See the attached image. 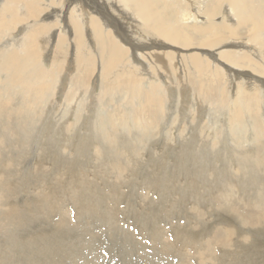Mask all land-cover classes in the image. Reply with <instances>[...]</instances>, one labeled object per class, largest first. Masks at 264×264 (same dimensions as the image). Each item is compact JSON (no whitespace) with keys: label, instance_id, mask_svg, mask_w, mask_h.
I'll return each mask as SVG.
<instances>
[{"label":"bare ground","instance_id":"bare-ground-1","mask_svg":"<svg viewBox=\"0 0 264 264\" xmlns=\"http://www.w3.org/2000/svg\"><path fill=\"white\" fill-rule=\"evenodd\" d=\"M16 9V13L25 17L12 19L13 26L8 28L19 26V29L10 37L12 40L17 36V40L14 45L5 42L6 52L0 51V75L4 74L5 81H14L16 77L15 83L22 81L32 86L39 76L46 75L36 56L39 44L43 53L46 50L47 64L52 62L54 50L63 56V61L68 51L74 54V63L77 54L83 63L97 60L98 65H94L97 76L89 83L93 89H100L101 94L95 95V104L91 100L89 110L102 101V94L111 91V80H118L128 72L132 76L125 81L129 92L128 88L138 82L134 78L137 73L148 80L150 87L156 86L155 82L170 80L165 86L168 98H176L177 104L181 99L196 106L205 120L210 117L213 125L219 123L220 127L202 134L198 139L200 148L194 147L190 137L202 131L203 120L197 121L186 111L191 116L184 123L187 127L176 132L175 128L161 131L162 137L150 141L151 145L144 150L147 156L143 157L127 147L114 153L119 149H112L111 141L123 140L127 146L135 133L145 135L148 132L144 131L162 122L165 117L157 102L154 107L151 105L153 109L137 111L140 123L135 131L128 133L130 125L120 124L124 128L121 139H118L120 132L114 135L105 131L104 118L88 120L89 111H83L80 119L88 128L86 132L82 129L83 133L77 130L81 124L69 127L67 132L66 123L63 125L60 120H53L51 114L46 115V121L52 123L50 131L56 133L55 139L59 140L61 134L70 136L67 151L71 152L67 154L62 145L59 150L54 141L53 160L45 156L29 171H23V175L32 174L33 181L46 179L38 185L32 180L20 184L19 175L12 176L20 163L0 152V239L4 238L0 247L4 260L0 264L9 258L10 264H264V199L257 194L262 191L259 184L264 187V0H0V15L7 10L15 13ZM49 21L52 22L47 30ZM22 49L30 54L29 62L18 56L17 50ZM161 68L169 71V77L160 72ZM183 68L193 71L191 76L201 81L182 78L178 70ZM67 69L62 70L65 75ZM86 70L83 75L72 74L76 83L89 84L86 80L93 71ZM20 71L22 74L17 78ZM47 88L35 91L41 95L49 91ZM134 89L132 92L136 93ZM80 90L76 94L94 95L92 89L82 93ZM37 94L32 99L41 98ZM181 107L184 109V105ZM8 110L0 106L2 130L7 127L6 119L18 126L16 132L20 134L22 125L26 130L32 125H43L29 114L17 111L18 116ZM252 113L258 117L251 116ZM195 123L197 127L191 132ZM211 141L225 148L223 158H219L221 165L224 163L221 168L212 163L217 155ZM157 142L163 147L157 148ZM9 148L10 145L2 147L3 151ZM99 154H106L109 163H101ZM177 155H185L188 161L178 163ZM226 156L236 163L238 173L225 165ZM198 166L203 178L221 176L222 183L218 185L221 187L216 190L227 196V202L221 196L213 201L214 205L208 204L216 194L199 188L195 175ZM230 176L239 178L229 182ZM248 184L254 186V193H247L250 213L246 214L231 202L230 186L240 187L244 194ZM113 186V201H106L111 196L106 189ZM119 186L124 190L132 186L133 196L125 198L124 191L118 194ZM25 192L32 196L22 198ZM102 192L101 201L93 206ZM197 208L207 212H199ZM216 211L218 215L220 212L217 218ZM94 217H102L104 223L100 225L92 220ZM27 221H33L34 225H24ZM219 226L227 227L226 233ZM89 234L97 239H86ZM224 234L229 237L228 243L224 242ZM12 238L14 242H10ZM76 240L82 251L81 257L73 261L65 246L66 242L68 245ZM216 241H222L219 256L213 254ZM13 244H17V249L12 250ZM32 245V253L25 250Z\"/></svg>","mask_w":264,"mask_h":264},{"label":"rangeland","instance_id":"rangeland-1","mask_svg":"<svg viewBox=\"0 0 264 264\" xmlns=\"http://www.w3.org/2000/svg\"><path fill=\"white\" fill-rule=\"evenodd\" d=\"M54 5L57 9H59V7L56 6V5H58L57 3H55ZM16 11H18V10L16 9L15 13H16ZM4 13L5 14L0 15V19L2 18V21H0V51H2L3 53L6 52V48H5L6 44H4L5 42L9 41L10 45L11 44L14 45L16 40H17V36H15L12 40L10 37V36L14 35L16 32H18V29H19V26L15 29H14V27H12V30L8 28L10 25L13 26L12 19L15 21L17 18L21 19V18L25 17L24 15L21 16L22 13L19 15L18 12L15 14L9 10L4 11ZM14 14H15V17H14ZM4 15H7V16H4ZM3 17H4V19H3ZM7 22H9V24ZM51 22L52 21H49V23L46 24L47 30L49 29V24H51ZM5 23H6V25H5ZM17 25H19V23H17ZM14 30H16V31L14 32ZM18 38L20 39L21 37H18ZM45 41L47 43L49 42V40L47 38ZM37 48H38V52L36 54L37 60L42 65H44V67H45L44 70H46L47 73H46V75H44V77L39 76L38 80L34 83L35 85L33 84L32 86H30V85L26 84L25 82H22L21 80H20L21 83L17 84V83H15L16 77L13 79L14 81H5L4 80V78H5L4 74L0 75V106H3L5 109L6 108L10 109L11 111L8 110L10 112V114H11V112L12 113L16 112L15 114H17L18 116H19V114H21V115L22 114H29L34 121H39L37 123L43 122L42 127L40 125H32L31 129L33 131L31 129L30 130L28 129L29 131L26 130V128H24L25 125H22L23 128L19 129L20 131L23 130V131H21V134L19 132H16L18 126H14L12 123H9L10 121H7V119L5 121L6 122L5 125L7 126L6 129L2 130L0 128L1 129L0 130V152L9 156L10 160H16L17 164L20 163L19 168L17 169V167H16L15 168L16 170L14 169L12 176L15 177V175L17 173L19 175V178H21L20 184H22V185H23L24 180L29 182L30 180H32V176H33L30 173H25L23 175V171L24 172L29 171L30 168L35 165V163H38V159L42 160V159H44L45 156H49L47 158V160H49V161L53 160V158L51 157V154H52L51 151L55 150V149H53L54 141L56 143L55 145L57 146V148L59 150L61 149L60 147L63 146L67 151V148H68L67 145L69 146V144L67 143V140L69 139L68 141L70 142V136L68 138H66L67 135L61 134L59 136V140L54 138L56 133H54L52 130L50 131V129L52 127V123H49L48 121H46V115H48V114H51L53 120H58V121L60 120V122H62L63 125H64V123H66L65 125H67V128H64V126L62 124H60L66 131L69 130V127L71 129H73L72 127H76L77 124H81L82 127L77 128V130H79V132L83 133L84 130H85V132L88 131V128L85 125H82L81 121L83 122V120L80 121V119H82V117H83L82 116L83 111H89L90 117L88 118V120L91 121V118H96L98 116L104 118L107 121V124L104 127L105 131L111 132L114 135H116V134H118V132H120V137L118 139H121L122 136H124V133H123L124 128L120 124L126 123V124L130 125V128L128 130H126L128 133H130V131H132V132L135 131L136 129L139 128V127H136V125H138L140 123V119L138 118V112L137 111L143 110L144 108H147V107H148V109H150V108L153 109L155 102H157L160 106H162V115L165 117V119L162 122H160L156 127L152 128V129L150 128V130H148V131H144V133L148 132L145 135H141L140 132L135 133L127 141V143H126L127 146H125V141H123V140L122 141L121 140H114V142L111 141L112 149H115L116 147L119 149V150H114L113 151L114 153L118 152L120 150L124 151V149H126V147H127L128 150H130V151L134 150V152H136L137 154L141 153V156H143V157L147 156V155H144V150L146 149L145 148L146 146H148L149 144L151 145L150 141L156 140V138L160 139L162 137L161 131H164V129L165 130L167 129L166 131H168V130H171L172 128H175L174 130L176 132V131H179L180 129H184L187 127V125H185L184 123H187L189 117H191V116L196 120L199 119V120H197L199 122H200V120H203L202 122H200V126L202 127V131H197L196 135H194L193 137L189 136L192 140H194V142L192 143V146H194V147L200 148V146L198 144V139L200 138V136L202 134H204L206 132H210L211 131L210 129H212V127H215L217 129L220 127L219 123H215L213 125L214 122H213V120L210 119V117H208V120H205L206 117H204V116L202 117L199 114L196 106H190L189 104L183 103V102H181V99H180L179 103L177 104L176 98H174L172 100L170 98H168V95H167L168 92L165 90V86L168 85L170 80L165 79V80L160 81L161 83L154 81L156 83V86L150 87L148 80H145L144 77L140 76L137 73H135L134 78L138 82L134 83V85L131 88H128L129 92H127V89L125 88L128 85V83L125 82V81H127L126 79H128V80L132 79V76L129 77L130 74L128 72H126L123 76L121 75L118 78V80L122 79L124 82H121L118 80H111L110 81L111 83L109 86V89L111 91L104 94V95L102 94L101 95L102 101L97 105V107L92 108V110L90 107V110H91L90 111L87 107L91 104L92 101H93V104L96 103V100L94 99L95 95L100 97L99 95L101 94L100 89H97V88L93 89L92 84L89 83V81L91 82L92 80L95 79V75L97 76V70H96V72L94 71L96 69L94 67V65H98V63H96L97 60L93 61V63L91 62L92 64H87V62L83 63V62L79 61L78 54H77L76 55V63H74V62H72V61H74L73 60L74 54L71 51L70 52L68 51L67 58H65L63 61V59H62L63 56L57 55L56 50H54V48H53V50L55 51L52 54L54 58L52 57L51 58L52 62L50 64H47V60L44 61V58L46 56V54H45L46 50H44V53H43L42 48L39 46V44H38ZM45 49H48V48H45ZM17 51H18L17 53L19 54L18 55L19 57L21 56L22 58H25L26 61H28V62L30 61V58H29L30 54L28 55V53L26 52L25 49L17 50ZM51 53H52V51H51ZM25 54H27V55H25ZM65 67H68V69L66 70L67 75H65L66 73L62 72V70H64ZM185 67H187V66H185ZM86 68H87V70H86ZM1 69H0V72H1ZM85 70L87 72L90 70L93 71L90 74V76H88L89 80L88 79L86 80V82L89 84L83 85L82 82H81V84L76 83L72 74L73 75H79V74L83 75ZM178 71L180 72V74L183 75L182 78L186 79L188 77H191V78H194L196 80L201 81V78L191 76L194 72L193 71L191 72L190 69H184L183 68V70L180 69ZM160 72H162L164 74V76L169 77V75H170L169 71H167L165 68H161ZM188 72L190 75L188 74ZM21 74L22 73L20 71L19 75H16L17 78ZM61 74H63V75H61ZM91 75H93V77ZM174 76H176V75L174 74ZM206 76L207 75H204L205 78H208ZM76 77H78V76H76ZM67 79H68V82H67ZM7 82H9V83H7ZM208 83L209 82H206V85L210 84V83L209 84ZM211 85L216 86L215 83H213V82L211 83ZM44 87L50 88L49 91L47 90L48 92L46 91V93L41 94V95L39 93L41 98L39 97L38 100L32 99V96H34V94H37V91H35V90L37 88H39L41 91L42 88H44ZM134 87H136V89H134ZM88 89L93 90V93H94L93 96H91L88 92L85 94H76L79 90L82 93V92H86V90H88ZM133 89L136 93L132 92ZM30 93L31 94L33 93V95H31ZM39 95L37 94V96H39ZM29 97H30V100H28ZM186 100L189 101L188 97ZM162 101H163V103H162ZM26 102H28V103H26ZM50 102H51V105H50ZM174 103H176V104H174ZM169 104H171V105H169ZM182 105H184V109L181 107ZM165 106L166 107L168 106V107L166 108ZM174 106L177 108H174ZM21 109H23V110L21 111ZM25 109H26V111L29 110L28 111L29 113L25 112ZM30 109L32 111H34V110L35 111L30 112ZM114 109H118V111L113 112ZM129 110H132L133 113ZM17 111L19 112V114ZM186 111L190 112L191 116H189V114H187ZM34 113H35V115H34ZM155 114H157V113H155ZM150 115H154V114H148V117ZM43 116H45V118ZM251 116L258 117V115L254 114V113H252ZM36 119H38V120H36ZM116 120H118V121H116ZM125 120H130V121L125 122ZM11 122H12V120H11ZM110 122L112 124L111 126H110ZM1 125H2V127H4V124H2V121H1ZM179 125H181V126H179ZM34 126L35 127L37 126V128L35 129ZM45 126H47V127H45ZM8 127L10 130L8 129ZM196 127H197V125L195 123L191 129V132ZM42 128H43V130H42ZM48 128H49V130H48ZM133 128H134V130H133ZM82 129H84V130H82ZM40 131H42V133ZM13 132H14V134H13ZM23 132L27 133V134H24ZM30 132H32V133H30ZM9 133H10V135H9ZM17 134H18V136H17ZM42 134H44V135L42 137H40ZM48 134H50V135H48ZM51 134L53 137L51 136ZM139 134L141 136H144V137L141 139ZM27 135L29 136V138H27L28 137ZM172 138L175 140V137H172ZM62 139L66 142L62 143L60 141ZM47 140H49L50 142ZM51 140H53V141H51ZM59 141L61 142V144L59 143ZM143 141H145V142L143 143ZM95 143L98 144V142H95ZM210 144H214L216 146L214 148V150L215 149L216 150L213 152H216L214 155H217L212 160L213 161L212 163H213V165L216 164V165L220 166V168H221L224 165V163H223V165H221L222 163L219 161V158H221V159L223 158V155L225 153V148L219 144H216V142H213V141H211ZM4 145H10V148L3 151L2 147ZM50 145H51V147H49ZM156 145H157V148H159V149L163 147V144H160V142H157ZM71 147H74V146H71ZM153 148H154V145H153ZM47 149H49V150H47ZM88 149L90 150L92 148L88 147ZM42 150H44L47 153L43 152ZM180 150L182 151V148L179 147V151ZM70 152L67 151L66 153L70 154ZM125 153H126V150H125ZM232 153L236 154V151H233ZM52 156L55 157V154L54 155L52 154ZM97 157L99 158L101 163H103V164L109 163V160H108V157L106 154H103V155L99 154ZM23 158H24V160H23ZM225 159H226V160H224L225 165H227L230 170L238 173L236 163H234L232 160H230L231 157L226 156ZM175 160L178 163H180V161H186L187 162L188 158L185 155H177L175 157ZM200 162H201V158L199 157V164H200ZM19 169H20V171H19ZM28 174H29V176H28ZM25 175L27 177H25ZM195 175H196V178L198 181V186L201 190L205 189L204 190L205 192L208 190V191H211L214 194H216V197L208 200V204H213V201L216 202L217 199L221 198V196H222L224 202L228 201V198L224 193H220L219 190H216V188L221 187V186H218L219 184L222 183L220 175H215L214 177L210 176V178H203L200 176V167L199 166H198V171ZM24 178H26V179H24ZM236 178H239V177L230 176L229 182L236 179ZM109 179H110V177H109ZM182 179H184V175H183ZM32 182H35L36 185H38L39 183L43 184L46 182V179L41 178L38 180V182L33 181V180H32ZM35 183H33V184H35ZM123 188L121 186H119L117 191H120V192L118 194H120L121 191H124L125 194H127V196L125 198L133 196L132 193L130 192V191H132L131 190V188H133L132 186L130 188H126L125 190ZM259 189L262 191H260V192L257 191V194L261 195V197L264 199V190H263L264 187H263L262 183L259 184ZM114 190H115L114 186H113V188H111V190L106 189V193L111 195L110 198L107 199L106 201H109V202L113 201L114 197L112 196L111 192ZM248 192L254 193V186H251L250 184H248L244 194H242L240 187H238L236 185L230 186V193H231L230 200H231V202H235L237 205H239L241 207V210L243 212H245L246 214L250 213L249 204L247 203V200H246L249 198V196L247 194ZM176 193L179 194L180 191L177 190ZM102 195H103V192L99 194V197H96V200H95V198L93 199V200H95L92 203L93 206H95L99 201H101ZM22 196H23L22 198H24L26 196H32V194L29 192H25V194L23 193ZM190 199L194 200L193 198H190ZM22 201H24V199H22ZM124 205H125L124 207H126V208L128 207L126 204H124ZM189 206H191V205L189 204ZM34 210H36V207L34 208ZM127 210L130 211L128 208H127ZM197 210L199 212H203V213L207 212V210H205L203 208H197ZM38 213L40 214V210H38ZM216 214L217 215H215V216L217 218V216L219 217L220 212L218 215V213L216 211ZM207 215H208V213H207ZM92 220L97 221L98 223H100V225H102L104 223V219L102 217H101V219L94 217ZM24 225H34V222L33 221H27ZM166 225L169 227L171 226L170 223H168ZM220 227H221V230L226 233L227 227L219 226V228ZM3 233H4V231H2L1 235H3ZM223 236L225 237L224 242L228 243L229 237L226 236L225 234ZM86 239L95 240V239H97V237L93 234H89L86 236ZM3 240H4V238L1 237L0 247H2V245L4 244ZM14 241H15V238H12V240L10 242H14ZM78 243H79V240H76L75 243L69 242L68 245L66 242L65 250L67 252L68 257L73 261H75V259H78L81 257L82 247H80L78 245ZM221 243H222V241L214 242V244H215V252L213 253L214 256L220 255ZM12 247H13L12 250L17 249V244H13ZM32 248H33V245H32V247H29V248L26 247L25 250H27L29 253H32ZM0 260L2 261L4 259L0 257ZM10 261H11V259L9 258L5 261L4 264H10Z\"/></svg>","mask_w":264,"mask_h":264}]
</instances>
